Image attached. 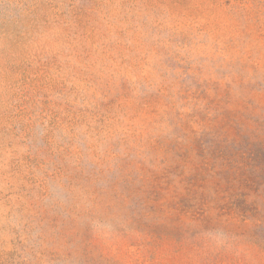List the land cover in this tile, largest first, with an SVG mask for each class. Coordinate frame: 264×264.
<instances>
[{"label":"rangeland","instance_id":"1","mask_svg":"<svg viewBox=\"0 0 264 264\" xmlns=\"http://www.w3.org/2000/svg\"><path fill=\"white\" fill-rule=\"evenodd\" d=\"M0 264H264V0H0Z\"/></svg>","mask_w":264,"mask_h":264}]
</instances>
